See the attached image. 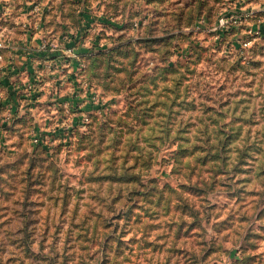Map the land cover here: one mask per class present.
I'll return each instance as SVG.
<instances>
[{
  "label": "rangeland",
  "instance_id": "374dc122",
  "mask_svg": "<svg viewBox=\"0 0 264 264\" xmlns=\"http://www.w3.org/2000/svg\"><path fill=\"white\" fill-rule=\"evenodd\" d=\"M0 264H264V0H0Z\"/></svg>",
  "mask_w": 264,
  "mask_h": 264
},
{
  "label": "built area",
  "instance_id": "2783aa9c",
  "mask_svg": "<svg viewBox=\"0 0 264 264\" xmlns=\"http://www.w3.org/2000/svg\"><path fill=\"white\" fill-rule=\"evenodd\" d=\"M224 22V19L223 18H220V23H223Z\"/></svg>",
  "mask_w": 264,
  "mask_h": 264
}]
</instances>
